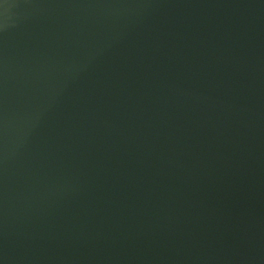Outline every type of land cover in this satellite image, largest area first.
I'll use <instances>...</instances> for the list:
<instances>
[{
  "label": "water",
  "instance_id": "1",
  "mask_svg": "<svg viewBox=\"0 0 264 264\" xmlns=\"http://www.w3.org/2000/svg\"><path fill=\"white\" fill-rule=\"evenodd\" d=\"M0 264H264V0H0Z\"/></svg>",
  "mask_w": 264,
  "mask_h": 264
}]
</instances>
